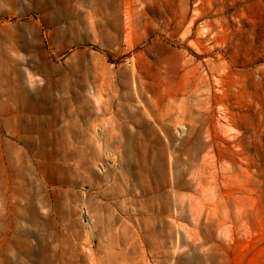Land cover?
I'll return each mask as SVG.
<instances>
[{"label":"rangeland","instance_id":"rangeland-1","mask_svg":"<svg viewBox=\"0 0 264 264\" xmlns=\"http://www.w3.org/2000/svg\"><path fill=\"white\" fill-rule=\"evenodd\" d=\"M0 264H264V0H0Z\"/></svg>","mask_w":264,"mask_h":264},{"label":"bare ground","instance_id":"bare-ground-1","mask_svg":"<svg viewBox=\"0 0 264 264\" xmlns=\"http://www.w3.org/2000/svg\"><path fill=\"white\" fill-rule=\"evenodd\" d=\"M11 167V166H10Z\"/></svg>","mask_w":264,"mask_h":264}]
</instances>
